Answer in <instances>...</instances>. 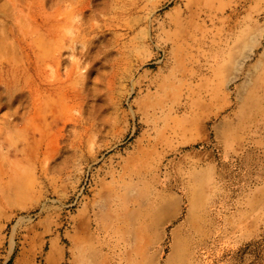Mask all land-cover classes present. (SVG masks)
I'll use <instances>...</instances> for the list:
<instances>
[{
    "label": "rangeland",
    "instance_id": "1",
    "mask_svg": "<svg viewBox=\"0 0 264 264\" xmlns=\"http://www.w3.org/2000/svg\"><path fill=\"white\" fill-rule=\"evenodd\" d=\"M0 264H264V0H0Z\"/></svg>",
    "mask_w": 264,
    "mask_h": 264
}]
</instances>
